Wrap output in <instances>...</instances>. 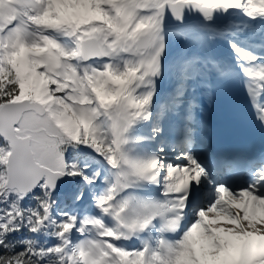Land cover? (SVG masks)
<instances>
[{
    "label": "snow or ice",
    "instance_id": "6c2138e0",
    "mask_svg": "<svg viewBox=\"0 0 264 264\" xmlns=\"http://www.w3.org/2000/svg\"><path fill=\"white\" fill-rule=\"evenodd\" d=\"M0 264H264V0H0Z\"/></svg>",
    "mask_w": 264,
    "mask_h": 264
}]
</instances>
